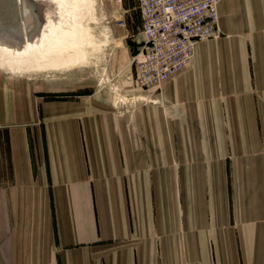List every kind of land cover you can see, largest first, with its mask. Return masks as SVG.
<instances>
[{
    "label": "crops",
    "instance_id": "1",
    "mask_svg": "<svg viewBox=\"0 0 264 264\" xmlns=\"http://www.w3.org/2000/svg\"><path fill=\"white\" fill-rule=\"evenodd\" d=\"M219 11L160 90L0 74V264H264V0Z\"/></svg>",
    "mask_w": 264,
    "mask_h": 264
},
{
    "label": "rangeland",
    "instance_id": "2",
    "mask_svg": "<svg viewBox=\"0 0 264 264\" xmlns=\"http://www.w3.org/2000/svg\"><path fill=\"white\" fill-rule=\"evenodd\" d=\"M35 16L30 25L31 32H35L44 25V8H33L34 0H18ZM93 8L94 15L83 27L84 41L77 47L83 59L77 64L58 72H33L29 74L11 73L0 68L3 76L24 80L34 85L55 89L69 90L70 95L89 93L99 88L113 89L116 83L124 81L115 75L121 73L128 64L133 67V57L142 44V19L138 10V0H124L118 5L109 0H86ZM46 15V14H45ZM118 19L127 22V28L118 26ZM41 21V22H40ZM21 74V75H20ZM124 80V79H123ZM125 83L134 86L132 77L125 79ZM6 137L0 134V153L7 149ZM1 162L0 171H7V164ZM6 167V168H5Z\"/></svg>",
    "mask_w": 264,
    "mask_h": 264
},
{
    "label": "built area",
    "instance_id": "3",
    "mask_svg": "<svg viewBox=\"0 0 264 264\" xmlns=\"http://www.w3.org/2000/svg\"><path fill=\"white\" fill-rule=\"evenodd\" d=\"M122 5L124 0H109ZM223 0H138L142 44L133 64V84L144 90L163 85L194 64L201 41L221 37L219 6ZM118 26L127 28L124 19Z\"/></svg>",
    "mask_w": 264,
    "mask_h": 264
},
{
    "label": "bare ground",
    "instance_id": "4",
    "mask_svg": "<svg viewBox=\"0 0 264 264\" xmlns=\"http://www.w3.org/2000/svg\"><path fill=\"white\" fill-rule=\"evenodd\" d=\"M34 1L48 6L44 25L32 36L26 25L22 26V38L0 29V68L11 73L41 74L77 64L83 59L77 50L84 41L83 27L94 15L90 3L86 0ZM22 3L21 7L24 6Z\"/></svg>",
    "mask_w": 264,
    "mask_h": 264
},
{
    "label": "water",
    "instance_id": "5",
    "mask_svg": "<svg viewBox=\"0 0 264 264\" xmlns=\"http://www.w3.org/2000/svg\"><path fill=\"white\" fill-rule=\"evenodd\" d=\"M47 5L44 3H33V8H44ZM35 20V16L29 12L24 6L21 7L18 0H0V29H4L8 33H13L16 37L23 36V27L26 25L29 36L36 34L29 30V26ZM41 22V21H40Z\"/></svg>",
    "mask_w": 264,
    "mask_h": 264
}]
</instances>
